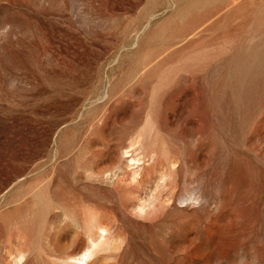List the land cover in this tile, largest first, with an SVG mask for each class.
<instances>
[{
  "label": "rangeland",
  "instance_id": "rangeland-1",
  "mask_svg": "<svg viewBox=\"0 0 264 264\" xmlns=\"http://www.w3.org/2000/svg\"><path fill=\"white\" fill-rule=\"evenodd\" d=\"M0 264H264V0H0Z\"/></svg>",
  "mask_w": 264,
  "mask_h": 264
}]
</instances>
